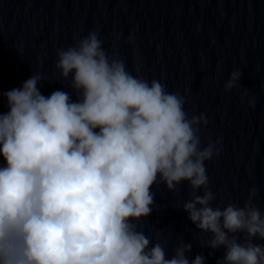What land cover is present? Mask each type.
Listing matches in <instances>:
<instances>
[{
    "label": "clouds",
    "instance_id": "9594fccd",
    "mask_svg": "<svg viewBox=\"0 0 264 264\" xmlns=\"http://www.w3.org/2000/svg\"><path fill=\"white\" fill-rule=\"evenodd\" d=\"M74 39L57 49L55 68L76 100L61 89L43 95L47 79L35 72L0 92L8 109L0 112V264H205L203 254L189 260L183 242L166 258L144 231L152 187L177 193L183 182L180 206L208 234L202 246L224 249L217 264H264V243L253 242L264 241L259 189L241 205L217 202L210 188L206 162L222 151L219 137L202 140L210 118L189 115L186 96L140 75L139 64L130 71L118 33L110 50L96 29ZM240 77L232 70L224 91ZM247 96L245 88L242 102ZM247 104L255 108V98Z\"/></svg>",
    "mask_w": 264,
    "mask_h": 264
},
{
    "label": "water",
    "instance_id": "95a60500",
    "mask_svg": "<svg viewBox=\"0 0 264 264\" xmlns=\"http://www.w3.org/2000/svg\"><path fill=\"white\" fill-rule=\"evenodd\" d=\"M92 29L109 50L118 33L116 48L130 71L137 74L139 64L140 75L186 96L189 115L210 118L202 140H221L220 154L206 162L217 202L242 205L256 186L254 203L264 212V0H0V92L20 87L35 72L47 79L38 83L43 95L72 93L59 79L56 51ZM129 34L134 44L127 42ZM234 69L241 71L240 86L225 92ZM249 97L255 108L248 107ZM7 110L0 96V112ZM179 188L173 193L163 183L152 187L155 205L144 231L165 246L166 258L183 242L192 246L189 260L203 254L205 264H217L224 249L202 246L208 234L180 206L189 186L183 182Z\"/></svg>",
    "mask_w": 264,
    "mask_h": 264
}]
</instances>
